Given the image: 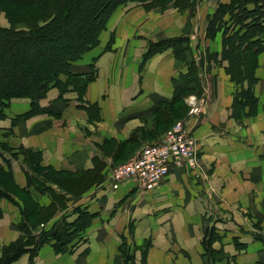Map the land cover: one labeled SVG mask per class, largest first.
Listing matches in <instances>:
<instances>
[{
	"label": "rangeland",
	"instance_id": "1",
	"mask_svg": "<svg viewBox=\"0 0 264 264\" xmlns=\"http://www.w3.org/2000/svg\"><path fill=\"white\" fill-rule=\"evenodd\" d=\"M109 1L75 0L73 5L78 11H73L71 18L75 20L74 23L84 26L88 32L93 21L103 12ZM174 1H134L118 7L101 32L98 45L74 62L73 67L76 65L77 68H72V71L79 74L86 72V78L93 76L94 79L89 84H93L99 79L96 60L87 59L84 62L83 60L87 54L102 44L101 35L106 32L104 34L106 36L103 37L106 38V40L103 39V42L106 43L100 47L98 53L106 55L104 63L106 70L109 68L107 77H112L114 72L116 74L115 85L111 86L113 91H117L118 86L122 88L124 86L128 93H124L123 97L130 96L131 92H136L138 89L141 91L144 67L147 62L156 55L168 53L173 57L176 74L177 72L187 73L186 64L181 59H188L191 55L200 69L201 80L206 83L208 78L209 97H213L212 89L214 91L217 78L214 71L224 70L227 63L216 62L212 58V54L217 53L216 49H219L218 54L221 53L223 32H219L214 40H208L205 37V29L219 5H228L231 0H179L176 3ZM242 1L246 3L248 9L260 7L259 11L264 19V6H262V2H258L260 0ZM95 11L97 15L94 17L91 12L95 13ZM237 11L235 9L233 14ZM253 16L252 14L251 17ZM227 20H229L228 16ZM111 21L115 23L110 26ZM116 25L118 28H114ZM8 26L5 14L0 12V27L8 28ZM227 26L225 25V27ZM180 37L189 39L190 50L182 51L178 60L175 59L171 49L163 50L146 61L143 60L149 47L160 49L165 47L163 41ZM71 38L76 42L81 39L74 33ZM258 38L264 41L263 35L256 34L254 36V39ZM51 43V46L45 47L36 55L34 53L37 47L36 43L24 44L20 47L7 44L1 47L0 45L3 49L2 52V49L0 50L1 79L8 86L11 84L22 88L34 86L33 66L38 65L34 63L37 58L39 61H45L51 56L53 48L58 46L57 43ZM182 45L184 47V44ZM4 54L5 56H3ZM112 55H117L116 61ZM34 57L36 58L34 59ZM96 58L98 59L99 56ZM259 60L257 58L255 71L261 69ZM135 65L134 82L131 78L122 80V75H129L127 71H130V66ZM40 67H42V71L47 69L43 64ZM255 77L258 82L259 79L257 76ZM62 80L65 79L62 78ZM255 85L253 92L255 89L256 93ZM233 87L232 104L234 95L239 91V86L234 84ZM52 89L59 92L57 88ZM204 94L205 88L202 83L201 90L196 89L194 94L187 96L184 100L170 104L168 110L167 106L160 107V113L158 111L156 117L147 119L143 123V128H138L131 134L129 141L121 143L112 140L94 143L95 151L90 148L83 150L82 154L79 152L80 157L73 155L66 159L69 167H55L48 164L43 158L44 149H35L28 144V142L34 143L33 138L26 136L27 133H25L28 123L22 124L24 132L18 131V123L51 113L50 106L42 105L46 97L39 102L35 114L29 112L30 100L13 99L28 101L29 108L22 114L10 115L9 126L3 128L1 122L5 121L7 117L13 101L11 100L6 109V117L0 119V189L7 191L9 196V199L0 201L2 214L0 218H5L7 229L10 231L9 235L11 234L12 238L14 236L15 238L9 240L10 238L7 237L5 243H0V257L3 247L6 249L10 244L22 239V242L26 243L29 253L22 255L13 264H151V261H155L157 264H264V206L257 205L259 192L256 189L258 186L257 175L250 180V188L240 190L236 188L235 173L237 171L232 170L226 161L221 160L209 165H203L200 162V156H198L200 150L193 136L195 129L191 119L200 117L203 103H205ZM84 97L80 99L74 91H66L64 94L59 92V98L63 101L60 110H62V116L69 122L67 126L76 125L81 129L82 135L91 136L94 133L92 126H96L103 119L104 112H101L98 102L93 103L97 104L99 110L93 106L88 108L93 103L88 102ZM256 99V112L250 114L247 119L257 116L260 102L257 97ZM66 102L68 103L66 104ZM20 103L24 104V102ZM231 108L230 118L233 111L232 105ZM73 110L77 111L74 116ZM243 111L247 113V109ZM237 113L240 116L242 114L241 111ZM241 118L233 120L242 126L243 120L246 118ZM178 121L185 123L188 127L198 149L194 165L185 162L176 168L182 169L188 176L185 188L189 196L185 200L193 198L194 190L197 199L201 195L199 214L192 211V216L195 217H189L190 222L186 223L188 232L185 238H188L192 243L196 242L194 248H189L184 243V239L181 240L179 237L183 221L173 210L184 209V205L183 201L174 205L175 199L177 200L175 192L164 191V193L153 195L154 202L152 198L143 199V194L153 192L156 188L142 191L134 181H125L119 184L110 181L116 167L126 163L143 147L161 141L173 124ZM152 127L157 128L155 133ZM22 134L26 138L25 141H28L26 145L18 141L22 139L20 137ZM91 150L92 154H90ZM85 159L92 163L90 168L83 165ZM83 170L93 171L83 176V180L76 183L77 187L82 188V185L93 183L84 192L76 193L77 191L73 188L75 187L73 179ZM172 171L171 169L160 183L168 178ZM173 181L177 183V177ZM197 181H202L201 183H205L208 188L194 189ZM126 182L132 183L134 187L132 186V190L119 193L118 186ZM262 196L264 197V194ZM53 201L56 204L54 202V205L51 206ZM53 206H55L54 214L48 217L52 212L49 213V209ZM138 209H145L144 215L148 216L146 218L153 225V229L161 231L162 238L170 245L172 260L165 261V257L159 255L157 258V254H153L155 238H145L140 244L136 242L137 220L132 217L137 215L136 210ZM80 215L90 217L91 220L83 233L77 231L75 227H65L66 224L75 222ZM115 217L120 218L122 222L113 223ZM23 225L29 229V235L23 232L25 230L22 229ZM65 228L73 233L74 240L66 246L64 251H57L54 247L56 243L51 237L52 232ZM206 228H214L216 235L212 246L217 253L210 258L204 255L201 243ZM115 231L118 236L114 235ZM38 242L42 244L36 247Z\"/></svg>",
	"mask_w": 264,
	"mask_h": 264
},
{
	"label": "crops",
	"instance_id": "2",
	"mask_svg": "<svg viewBox=\"0 0 264 264\" xmlns=\"http://www.w3.org/2000/svg\"><path fill=\"white\" fill-rule=\"evenodd\" d=\"M115 22L110 23V26ZM114 28H118L116 25ZM106 33V32H105ZM103 33L101 35L102 44L87 54V59L96 60L97 73L99 79L89 84L85 98L88 102H98L101 108V112H104L103 119L92 126L93 134L82 135L81 129L76 125L67 126L68 120L62 116L61 112L63 101L59 98V92L52 89L48 92L46 98L41 102L43 106H50L51 113L42 114L36 116L26 122L18 123L19 130L21 133L24 132L22 128L23 123H28L25 128L26 136H31L34 143H29L33 148L44 149L43 158L48 164H52L55 167H69V157L75 155L76 157L83 153V150H89L90 148L95 151L93 147L94 143H100L104 141H117L125 143L129 141L131 134L138 128H143V123L153 117L157 105L161 101H168L172 97L173 85L172 78L177 76L179 72H175L173 57L166 54H159L149 60L146 64L145 71L143 73V82L141 91L138 89L136 92H131L130 96L123 97L124 93H128L127 88L118 86L117 91H113L111 86L115 85L114 78L116 77L115 72L112 77H107V68L104 63L106 55L98 53L101 46H104L106 40ZM119 46V45H118ZM221 50V49H220ZM219 52V49H216ZM100 54V55H99ZM99 58L97 59L96 57ZM114 61H116L117 55H112ZM260 60V67L255 71V76L259 79L256 86L255 96L259 99L260 105L257 112V116L253 119H247L248 116L243 120L242 126L235 123L231 116V105L232 104V93L234 91L233 83H231L229 76L222 69L221 71H214L217 75L216 85L213 92V97H209L210 87L208 84V78L206 83L202 80L205 88L203 103V111L199 118L191 119L194 125V133L198 146L200 162L203 165H209L211 163L224 160L232 170L237 171L235 173L236 188L240 190H246L250 188V180L257 175L258 186L256 189L258 192L257 205L264 206V52L258 57ZM258 62V61H257ZM88 65V64H87ZM100 67V68H99ZM76 69V65L72 67ZM83 68V67H82ZM81 68V69H82ZM121 70V69H119ZM82 72V71H81ZM129 75H122V80L131 78L134 82L136 75V65L130 66V71H127ZM205 77V76H204ZM256 78V77H255ZM110 95H109V94ZM22 101L13 100L9 107V111L5 121L1 124L3 128L9 126L10 115H18L26 112L29 108L28 101L21 99ZM46 100V101H45ZM20 102H24L21 104ZM68 102H66L67 104ZM55 108V109H54ZM73 116L77 111L73 110ZM241 118V119H242ZM9 120V121H8ZM239 120V119H235ZM8 121V122H7ZM6 124V125H5ZM153 132H156V127H152ZM21 141L23 145H26L24 134H22ZM93 140V141H92ZM92 141V143H91ZM90 151V154L93 153ZM80 154L78 155V153ZM84 158V156H83ZM262 158V159H261ZM255 162V163H254ZM86 168H90L92 163L90 160L85 159L83 164ZM74 167V166H73ZM172 173L168 178L164 179L159 186L153 192L144 193L143 199H154L153 195L161 194L166 192H175L177 200L175 199L174 205L182 203L184 209L173 211L180 216L183 224L180 226L181 233L179 237L181 240L184 239V243L189 248H194L196 242H191L188 238H185L188 228L186 223L190 222L189 217L192 216V211L197 214L200 212V198H196L195 190L193 198L188 201L185 200L189 196L187 189V175L182 169L172 168ZM169 174V173H168ZM178 179L176 183L174 178ZM202 181H197L194 185V189L200 190L207 189L208 187ZM132 183H123L118 189L119 193L125 190H132L134 185ZM133 186V187H132ZM122 195V194H120ZM157 202V201H156ZM256 205V206H257ZM264 210V209H263ZM262 211V210H261ZM145 209L136 210L135 218L137 220L135 240L140 244L143 239L151 237L155 238L153 254L161 255L166 260H172L170 256L169 243L163 239L161 231L153 229V225L149 223L147 215H144ZM136 217H145L142 219ZM122 222L120 218L115 217L113 223L117 224ZM198 223V219L196 220ZM10 231L7 229L5 218H0V243H5V239L8 237L9 240H13ZM116 231L115 236H118ZM111 234V233H110ZM104 237V235H103ZM102 237V238H103ZM173 251V250H172ZM151 252V250H150ZM151 264H157L155 261H151Z\"/></svg>",
	"mask_w": 264,
	"mask_h": 264
},
{
	"label": "trees",
	"instance_id": "3",
	"mask_svg": "<svg viewBox=\"0 0 264 264\" xmlns=\"http://www.w3.org/2000/svg\"><path fill=\"white\" fill-rule=\"evenodd\" d=\"M74 1L0 0V12L5 14L9 25L8 28L0 27L1 47L6 44L20 47L24 44L36 43L37 47L34 50L36 55L40 51H43L45 47L51 46V42L58 45L53 48V52L47 60L39 61L38 58L36 59L37 61L34 64L38 65L36 67L33 66L35 74L34 86L27 88H22L16 84L8 86L0 77V119L6 117V109L11 100L18 98L30 100L31 108L29 112L30 114H35L39 102L46 97L51 88H57L61 94H64L66 91H74L82 99L88 84L94 77L86 78V72H82L81 74L73 72L72 67L74 62L98 45L101 32L105 29L107 21L118 7L128 2L145 0H110L103 12L93 21V25L88 32L84 26L74 23L75 20L71 18L72 12L78 11L74 8ZM157 1L169 2L174 0ZM177 1L179 0H175L174 2L176 3ZM258 2H262V6H264V0ZM259 8L248 9L246 3L242 0H231L228 5L220 4L210 17L205 29V37L208 40H214L219 32H223L221 53H213L212 58L216 62L227 63L224 69L226 74L229 76L231 82L239 86V91L234 95L233 100L232 117L235 119L250 116V114L256 112L255 104L257 99L253 92V86L256 84L255 70L257 58L264 52V41H261L259 38L254 39L256 34L264 36V19ZM235 9L238 11L233 14ZM252 14L254 15L253 17H251ZM91 15L95 17L97 15L96 11L95 13L91 12ZM227 16L229 20H227ZM230 23L232 25H229ZM19 25L21 27H18ZM225 25L228 26L225 27ZM72 33L81 37L79 42L71 38ZM163 42L165 44L163 48L156 49L152 46V48L149 47L143 60L146 61L151 56L167 49H171L175 59L178 60V56L182 51L190 50L189 39L187 37L173 38ZM182 44H184V47ZM1 47L0 50L2 49ZM49 49L51 50V47ZM209 58L211 57L209 56ZM181 61L186 64L187 73H179L172 78V97L170 100L161 101L157 105L153 112V117H156V114L158 115V111L160 113V107L167 106L168 110L170 104H176L184 100L187 96L194 94L196 89L201 90L202 80L201 76H199L200 69L197 67L196 61H194L191 55L188 59H181ZM41 64L46 66L47 69L45 71H42ZM62 78L65 80H62ZM90 106L97 107L99 110L96 103L89 105L88 108ZM88 108L87 110H89ZM244 109H247V113H244ZM238 111L242 112L241 116L238 115ZM91 171L83 170L73 179V185L75 186L73 188L77 191L76 193L84 192L93 183L90 182V184L82 185V188L77 187L78 184H76L81 182L83 176L90 174ZM3 199H9L8 192L0 189V201ZM54 202L51 206L54 205ZM54 211L55 206L49 209V213H51L48 217H51ZM1 215L0 210V217ZM90 221V217L80 215L75 222L66 224L65 227H75L77 231H82L83 233ZM22 229H25L23 232L28 235L30 234L26 226L23 225ZM51 237L56 243L54 247L57 251H64L66 246L74 240L73 233L66 228L61 231L54 230ZM215 240V229L206 228L201 243L204 255L208 258L217 253L212 246ZM40 244L42 243L38 242L35 246L37 247ZM26 253H29L26 243L22 242V239H19L17 242L7 246L6 249L5 247L2 248L0 264H13Z\"/></svg>",
	"mask_w": 264,
	"mask_h": 264
},
{
	"label": "built area",
	"instance_id": "4",
	"mask_svg": "<svg viewBox=\"0 0 264 264\" xmlns=\"http://www.w3.org/2000/svg\"><path fill=\"white\" fill-rule=\"evenodd\" d=\"M197 150L190 130L178 121L160 142L143 147L126 163L116 167L110 181L115 184L134 181L142 191L153 190L172 168L185 162L194 165Z\"/></svg>",
	"mask_w": 264,
	"mask_h": 264
}]
</instances>
